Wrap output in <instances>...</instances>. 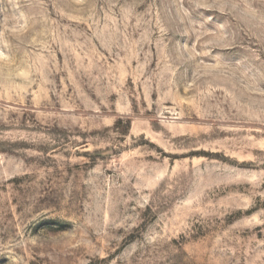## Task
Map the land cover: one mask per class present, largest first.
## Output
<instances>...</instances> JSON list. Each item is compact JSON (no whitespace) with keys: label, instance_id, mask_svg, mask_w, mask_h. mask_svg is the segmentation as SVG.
<instances>
[{"label":"rangeland","instance_id":"1","mask_svg":"<svg viewBox=\"0 0 264 264\" xmlns=\"http://www.w3.org/2000/svg\"><path fill=\"white\" fill-rule=\"evenodd\" d=\"M0 264H264V0H0Z\"/></svg>","mask_w":264,"mask_h":264}]
</instances>
